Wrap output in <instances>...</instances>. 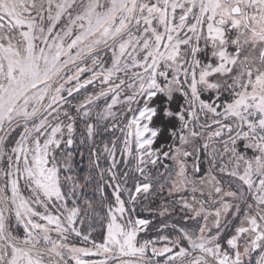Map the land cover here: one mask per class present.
I'll list each match as a JSON object with an SVG mask.
<instances>
[{"label": "snow or ice", "instance_id": "1", "mask_svg": "<svg viewBox=\"0 0 264 264\" xmlns=\"http://www.w3.org/2000/svg\"><path fill=\"white\" fill-rule=\"evenodd\" d=\"M0 264H264V0H0Z\"/></svg>", "mask_w": 264, "mask_h": 264}]
</instances>
